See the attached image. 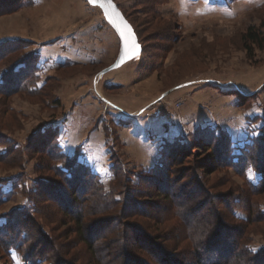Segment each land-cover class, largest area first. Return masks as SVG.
<instances>
[{"label": "rangeland", "instance_id": "374dc122", "mask_svg": "<svg viewBox=\"0 0 264 264\" xmlns=\"http://www.w3.org/2000/svg\"><path fill=\"white\" fill-rule=\"evenodd\" d=\"M113 1L136 29L143 53L99 76L115 61L120 40L100 5L0 0L1 11L22 3L0 14V46L20 48L16 63L40 51L33 88L43 87L0 94V230L12 242L0 264H28L32 255L51 256L42 264H92L84 239L104 264H123L128 253L161 264L159 247L182 259L222 231L263 248L264 222H244L248 200L258 204L256 214L264 210V193L247 183L261 177V143L245 173L227 159L237 160L264 134V49L254 46L249 56L242 40L250 27L264 32V0ZM9 60L0 63V82ZM150 124L165 138L153 146L159 159L153 166L152 145L135 133L146 135ZM47 128L57 129L71 160L100 176L104 192L76 198L68 190L59 167L72 173L44 151ZM167 140L185 147L162 167ZM113 162L124 173L114 182ZM136 231L151 251L134 248Z\"/></svg>", "mask_w": 264, "mask_h": 264}, {"label": "trees", "instance_id": "16d2710c", "mask_svg": "<svg viewBox=\"0 0 264 264\" xmlns=\"http://www.w3.org/2000/svg\"><path fill=\"white\" fill-rule=\"evenodd\" d=\"M21 4H19V6H21ZM19 6L12 7L2 11L0 10V14L13 11L17 9ZM124 16L129 21L128 17L125 14ZM129 23L132 25L130 21ZM132 27L134 28L133 25ZM134 31L140 42L138 33L135 28ZM242 40H243L244 48L247 50L249 56L252 55L254 51L253 48L254 46H257L259 49H264V32L260 30H255L254 27H250L243 34ZM2 48L3 47L0 46V63L10 56V60L8 62L10 66L7 69V71L1 76L0 94L9 96L21 90H27L31 94H35L36 92L41 91L40 89H42L43 87L33 88L36 81L35 79L37 77L36 75L40 70L38 66L39 53L37 52L32 54L31 56L24 57L22 59V62L16 63L14 62L15 60H13V57L16 55L18 51H20V48H13L9 50V52L3 51ZM23 70H26L27 72L22 73L21 71ZM43 134L45 135L47 134L45 137H40V139L42 138L41 141L44 138V141H42V143L44 145L45 153L49 154V157H51L52 160H55L57 162H62L65 168L68 169V172L72 173L68 175L66 174L65 170L59 167L61 173H65V176L63 177H64V181L68 183L67 184L68 190L76 193L75 194L76 198H79V195L84 196L89 194L90 189H93L92 193L104 192L103 189L104 185L100 181V176L95 171H93L90 166L84 164L83 162H80L79 158H75L71 160L70 157L67 154H65L62 151V149L59 147V144L56 140L58 136L57 129L47 128L46 131H43ZM259 137L260 138H258L255 141L256 143L253 144V146L250 145L251 147L243 150L244 151L243 155L238 154L237 160H234V158L231 157L228 159L226 158L227 161L229 162V167L232 166L236 167L237 172L239 174L245 173L248 165L255 166V161H254L255 159L252 158L251 161V157H250L251 150L255 149L256 144L258 145L261 143L260 149L262 150L257 163L258 164L257 167L258 170L260 171L259 173H261V177H259L257 182H251L247 180L248 186L251 189H253L254 190L253 192H255L257 195L258 194L261 195L262 193H264V134L263 136H259ZM176 142H177L176 140L172 142H169L167 140L164 142L163 148L161 149V157H160V162L162 167L163 164L166 162V159L169 160L170 158L171 159L175 158V155H179L178 154L180 151L179 147L181 146L185 147L183 146L184 145L183 143L176 144ZM231 151L229 150L226 154H229ZM2 155L0 152V156ZM115 162H113L111 165V170L113 171V176H114L112 182L124 176V173L121 168L119 169L115 168ZM59 190H60V194H62V196L66 198V194L62 192L61 189ZM94 195L99 196L97 194ZM110 203L111 201L108 202L106 205L107 207L112 208L115 204L112 205L114 203L112 202L110 205ZM257 205L258 204L256 203H251L250 200L247 201L248 216H246V218L244 219L245 220L244 222H246L247 226L253 224H261L264 222V210L261 211V214L259 213L256 214L255 209L257 208L256 207ZM232 212H234L233 209ZM234 214L237 213L234 212ZM76 218H77L78 226L82 227V223H83L82 218L80 219V217L78 216ZM139 233H140L139 231H136L135 235L133 236L137 244L134 248L141 251H143L144 249L151 251V248L147 246V240L145 239V237L140 236ZM196 233L201 234V231L199 232L197 231ZM222 233L220 232V233L211 234L209 235V237H207L206 241L196 243L195 247L191 249L188 253H186L185 257H183L182 259H179L180 258L179 255L174 256L173 254H170L167 250L163 249L162 247L161 248L159 247L158 250L157 248H155V250H157V252L155 251L156 252L155 255L157 257V260H159L161 264H264V247L260 249H256L253 246L247 245L245 242L246 238L245 236H243V234H241L239 237H233L230 236L231 234H229L228 231H225V235ZM2 234L3 233L0 230V261H1L2 249L4 247L6 248L8 244L12 243L11 240L8 241L6 240L7 238L5 234L3 235ZM84 243L90 245L92 264H104L103 255L99 254V252L94 250L91 243L88 242L87 240L84 239ZM49 250H53V248L50 246ZM152 252H154V250H152ZM135 255L136 254L128 253L125 256H123V264H148L145 260ZM32 256L35 260H33L32 262H28V264H42V262L51 261L50 259L51 256L50 257L46 256L45 260L44 259L42 260V258L38 259L36 255H32ZM29 259H32V257H30Z\"/></svg>", "mask_w": 264, "mask_h": 264}, {"label": "water", "instance_id": "95a60500", "mask_svg": "<svg viewBox=\"0 0 264 264\" xmlns=\"http://www.w3.org/2000/svg\"><path fill=\"white\" fill-rule=\"evenodd\" d=\"M92 5H100L104 15L110 25L114 28L120 39V52L115 62L102 70L101 75H104L112 70H115L129 61L137 58L143 52L142 45L134 31V28L124 16L119 6L113 0H95ZM138 45V48L135 46Z\"/></svg>", "mask_w": 264, "mask_h": 264}, {"label": "crops", "instance_id": "0c3cea01", "mask_svg": "<svg viewBox=\"0 0 264 264\" xmlns=\"http://www.w3.org/2000/svg\"><path fill=\"white\" fill-rule=\"evenodd\" d=\"M119 52H120V40H119ZM119 52H118V55H119ZM39 53V58H40V60H41V58H42V55H41V53H40V51L38 52ZM76 56H74V57H72L73 58V60H74V58H75V60L76 61H78L79 59H80V57H81V54H75ZM88 55V54H87ZM118 55H117V57H118ZM117 57H116V59H117ZM139 57V56H138ZM137 57V58H138ZM69 57H66L65 58V61H67V59H68ZM88 61L89 60H91V58L89 57V55H88ZM137 58H135V59H133V60H131V61H134V60H137ZM69 59H71V58H69ZM115 59V60H116ZM39 60V61H40ZM72 60V59H71ZM131 61H129V62H131ZM115 62V61H114ZM113 62V63H114ZM128 62V63H129ZM112 63V64H113ZM111 64V65H112ZM127 64V63H126ZM126 64H124V65H126ZM110 65V66H111ZM123 65V66H124ZM123 66H121V67H123ZM121 67H119V68H117V69H115V70H112V71H116V70H118V69H120ZM112 71H110V72H112ZM102 72V71H101ZM101 72L99 73V76H105L106 74H108V73H110V72H108V73H106V74H104V75H101ZM120 119H123L124 121H127V124L125 125V126H127V127H131V128H133V126H132V124H129V119L127 118L126 119V117H119ZM136 122V121H135ZM135 122H134V124H135ZM151 124H153V123H151ZM151 124H150V126H147V134L145 135V134H141L140 133V131L139 130H136V135H139V136H142V138L148 143V145H152V147L155 145V147H156V149H158V146H159V143L161 142V140H164L165 138L164 137H161V135L163 134V133H161L160 132V130H157V128L153 131L152 129V127L153 126H151ZM140 125L138 124V127H139ZM135 128H136V126H134ZM158 127V126H157ZM140 128V127H139ZM141 129H142V127H141ZM139 132V133H138ZM157 133V132H160L159 133V135H158V133H157V135H155V136H152L153 134L152 133ZM163 136V135H162ZM152 138H155V139H152ZM163 138V139H162ZM167 138V137H166ZM169 139V138H168ZM148 145H146V146H148ZM153 149H154V147H153ZM156 149H154V153L153 154H151V163H152V166L153 165H155L158 161H159V159H158V156H155L157 153H156ZM158 155V154H157Z\"/></svg>", "mask_w": 264, "mask_h": 264}, {"label": "snow or ice", "instance_id": "6c2138e0", "mask_svg": "<svg viewBox=\"0 0 264 264\" xmlns=\"http://www.w3.org/2000/svg\"><path fill=\"white\" fill-rule=\"evenodd\" d=\"M90 2L95 3V0H90ZM135 47L138 48V45H136Z\"/></svg>", "mask_w": 264, "mask_h": 264}]
</instances>
